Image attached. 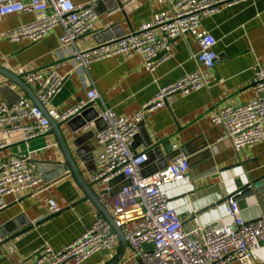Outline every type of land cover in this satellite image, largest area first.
Returning <instances> with one entry per match:
<instances>
[{
    "label": "crops",
    "instance_id": "obj_1",
    "mask_svg": "<svg viewBox=\"0 0 264 264\" xmlns=\"http://www.w3.org/2000/svg\"><path fill=\"white\" fill-rule=\"evenodd\" d=\"M71 1L79 5L96 2L99 14L96 32L78 40L81 47L108 40L103 34L105 30H110L114 37H120L170 11L167 0H138L125 10H116L113 0ZM35 17V12L31 11L7 15L0 20V30L17 28ZM63 32V27L58 25L37 42L0 39V68L17 75L27 86L0 69V101L14 102L19 96H27L34 103V87L17 70L60 62L58 70L66 81L53 104L45 110L60 124L72 157L89 184L92 183L91 173L99 167L97 157L102 148L96 142L95 132L103 123L97 120L95 127L79 130L82 118H96L93 107L84 110L85 116H73L66 121L62 116L87 98L92 84L101 95L97 103L99 109L106 106L120 116H132L155 96L160 87L198 67L196 55L200 49L199 38L204 33L209 32L216 38L215 50L219 57L211 71L213 82L210 86L189 94L171 95L164 106L147 115L134 136L132 148L138 153H149L145 169L149 173L165 165V156L190 146L192 153L189 154L191 165L187 182L166 186L171 205L187 227L210 222L231 224L232 220L225 218L226 197L238 190L239 181L247 184L264 176V142L235 150L230 140L219 139L223 127L213 123L211 116L218 107L247 102L256 94L253 88L255 66L264 64V0L223 4L219 11L203 17L201 26L194 33L175 39L172 56L155 69H150L141 55L132 58L111 56L93 62L87 70L77 68L61 48ZM79 133L88 134L82 147L83 152L92 154L87 163L73 143ZM0 145V161L12 155H31L35 171L36 160L57 158L65 161L53 128L47 134L29 140H24L19 133L0 134ZM157 146L159 150L156 152L153 148ZM37 175L42 181L33 190L24 192L20 201H15L12 194L5 197L8 205L0 210V231L9 223L11 229L7 233L5 230L0 232V264H21L46 245L61 249L79 237L95 219L94 210L98 208L68 170L50 182L45 181L42 173ZM92 189L100 200L105 184H92ZM51 198L61 206L59 212L50 213ZM237 201L245 218L264 216V200L256 189H253V194L242 196ZM118 249L97 252L82 264H106ZM130 254L127 247L123 259ZM256 260L264 262V240L260 242ZM232 264L241 263L236 261Z\"/></svg>",
    "mask_w": 264,
    "mask_h": 264
},
{
    "label": "built area",
    "instance_id": "obj_2",
    "mask_svg": "<svg viewBox=\"0 0 264 264\" xmlns=\"http://www.w3.org/2000/svg\"><path fill=\"white\" fill-rule=\"evenodd\" d=\"M117 1L115 9L125 10L138 0ZM238 1L241 0H167L168 13L120 37L81 47L78 40L96 32L99 16L96 2L79 5L71 0H0V20L17 12L36 14L27 24L0 30V39L37 42L61 25L64 29L61 48L77 68L87 70L93 62L111 56L141 55L148 67L155 69L172 56L175 39L194 33L201 26L202 18L219 11L223 4L232 5ZM216 43L211 33H204L199 38L198 67L160 87L132 116H120L106 106L99 109L97 103L101 95L94 84L89 87L87 98L62 116L66 121L93 107L96 118L87 121L79 130L95 127L99 118L104 122L95 132L102 150L97 157L99 167L91 173L90 181L105 184L100 202L124 232L131 250V254L122 259L123 264H232L236 261L264 264L256 260V252L264 240V216L245 218L237 199L229 195L225 218H230L231 224L210 222L187 227L171 205L166 186L187 182L189 154L181 152L166 166L147 173L149 153H138L132 148L140 122L145 121L150 112L164 106L171 95L189 94L210 86L213 82L211 71L219 57ZM60 66L58 62L17 70L34 87L37 99L45 107L53 104L65 84L66 77L58 70ZM253 88L256 94L251 100L218 107L211 116L213 123L223 127L219 139L230 140L235 150L264 142V64L255 66ZM51 128L49 117L27 96H19L14 102L0 101V134L19 133L24 140H29L47 134ZM41 181L42 178L35 174L31 155H12L0 161V210L8 205L7 195L12 194L15 201H20L24 192L33 190ZM49 208L50 213L62 209L53 198L49 200ZM94 216L92 225L63 248L46 245L21 264H82L97 252L116 251L118 234L98 209L94 210Z\"/></svg>",
    "mask_w": 264,
    "mask_h": 264
},
{
    "label": "water",
    "instance_id": "obj_3",
    "mask_svg": "<svg viewBox=\"0 0 264 264\" xmlns=\"http://www.w3.org/2000/svg\"><path fill=\"white\" fill-rule=\"evenodd\" d=\"M105 1H108V0H105ZM113 1H114L113 7L117 6L118 5V1L117 0H113ZM116 31L118 32L119 30L117 29ZM103 34L105 35V37L108 40L112 39V38H115L110 33V30H105L103 32ZM0 69H2V68H0ZM2 71L5 74H8V76L10 78H13L16 82H19L24 87H27L26 84L23 83L21 81V79L17 75L12 74L11 72H7L4 69H2ZM33 98H34V103L37 104L39 107H41L42 110L45 112V114L48 117H50L48 115V113L46 112V110H45V106L39 102L37 97L34 95ZM96 115H97V112H96ZM80 116H85V113L83 112V114L80 115ZM49 119H50L51 126L53 128V131L57 135V138H58L61 150L63 152V156H64L65 161H61L60 159H57V158H49L47 160H36V162H37V170L36 171H38V172L35 171V174L37 175V173H42V175H43L42 177L45 179V181H49L50 182L53 179L62 176L64 174L65 170H68L69 173H71L76 178V180L79 183V185L81 186V188L85 191L87 197L90 198L93 201L95 206L106 217V219L110 222V224L112 225V227L115 230V232L118 234V236H119V249H118L117 253L115 254V256L111 260H109L106 264H119L120 261L123 259L124 255H125V252H126V249H127V241L125 239L124 232L122 231V229L120 227H118L116 225L112 214L100 202V200L98 198V195L93 191V189H92V184L93 183L89 184L84 179V177L82 176V174L80 172V169L78 168L77 163L75 162L74 158L72 157V153H71V151L69 149V145L67 143L66 137L62 134V132L60 130V124L56 120L51 118V117ZM88 120H89L88 117L82 118L81 126H83ZM97 120H99V122H100V120L102 121V119H100V118L97 119ZM102 123L104 125L103 121H102ZM143 124H144V121L140 122L138 128H140ZM102 126H99L98 128H101ZM78 129H76L75 131H79ZM87 135L88 134H84L83 135V134L79 133V135H77L76 139L73 140L74 145L78 147V153H79L80 157L82 158V160L85 163H87L89 158H91V156H92V154H88V152H83L82 151L83 150L82 147L86 143L85 137H87ZM149 145H152V144L150 143ZM167 145L165 147H167ZM153 149H154V151L157 152L159 150V146L154 147ZM167 151H169V149ZM181 152H185L186 154L192 153L191 150H190V146H186L183 150L181 149L179 151L170 153L168 156L164 157V159L166 160L164 166H166L168 164V160L170 161L171 158H173V156H175V155H177V154H179ZM159 155L161 156V154H159ZM33 162H34V160H33ZM34 164H35V162H34ZM190 165H191V162H190ZM160 168H162V167H160ZM44 173H46V174H44ZM263 179H264V176L259 178V179L254 180V181H252L250 183H247V184H241L240 181H239V185L240 186H239L238 190L233 192L231 195H234V198L238 199V198H240L242 196L253 194V189H256V191H257L259 197L261 198V200H264V180ZM10 229H11L10 223L9 224H5L2 227V230L0 232L5 230L6 233H7V232L10 231Z\"/></svg>",
    "mask_w": 264,
    "mask_h": 264
}]
</instances>
